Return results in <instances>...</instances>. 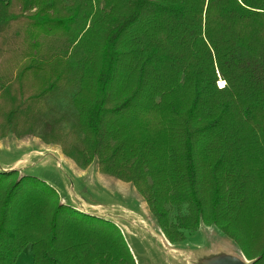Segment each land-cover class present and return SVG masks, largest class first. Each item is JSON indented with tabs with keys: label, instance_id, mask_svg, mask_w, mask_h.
Here are the masks:
<instances>
[{
	"label": "trees",
	"instance_id": "trees-1",
	"mask_svg": "<svg viewBox=\"0 0 264 264\" xmlns=\"http://www.w3.org/2000/svg\"><path fill=\"white\" fill-rule=\"evenodd\" d=\"M65 89L68 142L41 119ZM41 121L79 166L131 183L169 243L213 226L264 264V0H0V139ZM6 167L0 264L26 245L34 264H136L94 205Z\"/></svg>",
	"mask_w": 264,
	"mask_h": 264
},
{
	"label": "rangeland",
	"instance_id": "rangeland-1",
	"mask_svg": "<svg viewBox=\"0 0 264 264\" xmlns=\"http://www.w3.org/2000/svg\"><path fill=\"white\" fill-rule=\"evenodd\" d=\"M223 84L221 80L218 82L219 87ZM70 93V90L65 89L58 96L50 99L47 108L49 107L53 113L49 115V110L48 115H41L43 121L50 116L61 119L55 127L67 142L70 140L68 133L70 123L74 121L69 101ZM43 128L41 121L37 123L31 135L8 134L1 138L0 170L8 164L20 174L32 175L46 182L54 188L63 201L71 204L76 202L78 205L85 204L89 208L94 205L91 210L118 224L136 259V264L249 263L229 247L228 242L232 244L234 242L213 226H201L196 232L189 234L184 241L169 243L158 228L144 199L131 183L101 173L96 162L82 168L61 152L59 144L48 143L42 139ZM90 201L102 203L95 204ZM206 227L213 229L208 231ZM14 264H34L30 245L22 249Z\"/></svg>",
	"mask_w": 264,
	"mask_h": 264
},
{
	"label": "crops",
	"instance_id": "crops-1",
	"mask_svg": "<svg viewBox=\"0 0 264 264\" xmlns=\"http://www.w3.org/2000/svg\"><path fill=\"white\" fill-rule=\"evenodd\" d=\"M7 167L9 166L8 164L6 165ZM206 229L208 230V229H213V228H207L206 227ZM208 231H210V230H208ZM214 232V231H213ZM216 233V232H215ZM217 234V233H216ZM211 237V236H210ZM219 237V236H218ZM210 242V241H209ZM228 243H230L229 244V247H232V249H233V252L235 253V254H240L241 256H242V254H241V252H240V250L238 249V247L236 246V245H234V244H232L231 242H228ZM213 246V240H212V242H211V247ZM198 247H200V246H198ZM196 248H197V246H196ZM234 257H235V255H234ZM243 257V256H242ZM243 259H245L244 257H243ZM245 261H247L246 259H245ZM216 262V261H215ZM203 264H206L205 262H202ZM209 264H213L212 262L211 263H209Z\"/></svg>",
	"mask_w": 264,
	"mask_h": 264
},
{
	"label": "built area",
	"instance_id": "built-area-1",
	"mask_svg": "<svg viewBox=\"0 0 264 264\" xmlns=\"http://www.w3.org/2000/svg\"><path fill=\"white\" fill-rule=\"evenodd\" d=\"M80 205H82L81 207H83V204H80Z\"/></svg>",
	"mask_w": 264,
	"mask_h": 264
}]
</instances>
